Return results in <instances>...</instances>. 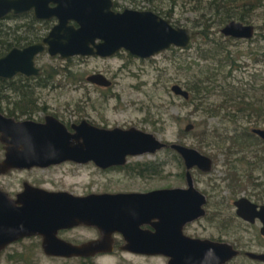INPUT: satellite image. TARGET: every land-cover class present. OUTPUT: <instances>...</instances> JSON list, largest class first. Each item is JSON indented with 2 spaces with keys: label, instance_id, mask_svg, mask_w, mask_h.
I'll use <instances>...</instances> for the list:
<instances>
[{
  "label": "water",
  "instance_id": "95a60500",
  "mask_svg": "<svg viewBox=\"0 0 264 264\" xmlns=\"http://www.w3.org/2000/svg\"><path fill=\"white\" fill-rule=\"evenodd\" d=\"M32 11L36 18L55 19L41 41L11 47L0 56V78L17 74L39 75L35 58L46 52L66 59L72 56L109 57L124 50L148 58L170 47L187 48L198 32L174 26L170 19L149 9L114 8V0H0V20L7 14ZM226 36L249 39L255 32L250 23L230 20L220 29ZM99 85L109 81L101 73L87 76ZM171 92L183 99L189 92L174 83ZM193 124L185 125L190 131ZM264 139L263 129H253ZM0 141L5 153L0 173L13 168L46 167L64 161L87 163L100 168L123 165L127 156L154 153L169 147L186 168L187 188L154 189L147 192L89 193L74 195L26 186L15 199L0 190V253L22 238L41 236L46 254L62 257H93L113 251L114 234L123 240L120 249L142 255H163L166 264H223L237 255L228 243L183 234V225L202 215L205 198L193 185L190 169L209 172L212 160L193 147L166 143L153 133L134 127L102 128L82 120L68 129L53 116L43 122L14 120L0 114ZM236 214L252 220L256 205L247 198L234 202ZM264 210V206L260 207ZM79 225L97 229L99 236L72 244L57 236L61 229ZM148 225L150 228H142ZM247 256L264 261V254Z\"/></svg>",
  "mask_w": 264,
  "mask_h": 264
},
{
  "label": "rangeland",
  "instance_id": "374dc122",
  "mask_svg": "<svg viewBox=\"0 0 264 264\" xmlns=\"http://www.w3.org/2000/svg\"><path fill=\"white\" fill-rule=\"evenodd\" d=\"M115 1L114 8L117 10L123 8L147 9L141 0L137 7H134L131 0ZM160 4L162 8L170 11L172 16L168 19L174 24L177 23L175 25L196 31L201 30L200 13L206 12L204 8L206 0H202L198 7L194 5V1L185 0H176L174 3L169 0H161ZM232 19L236 20V18ZM263 20L262 10L257 8L250 15L245 16V22L253 24L255 27L253 36L249 39H234L223 36L220 29L224 23L219 24L214 19L210 38L218 41L223 49L215 50L217 54L211 58L212 60L200 61L202 69L208 66L207 74L211 80L204 78L207 83L202 85L208 86V90L204 91L202 88V91L198 92L199 96L188 102L184 101L185 99L182 97L174 95L170 87L174 83L180 84L183 88L186 87V83L199 84L196 82L201 72L196 68L197 65L191 61L196 60L198 50L207 49L203 42L204 36L199 33L187 48L174 47L176 48L174 51L169 48L148 58H138L124 50L108 58L72 56L60 59L58 56H49L43 53L35 61L38 66L43 65L46 69L43 74L44 78L43 76V79L41 78V82L45 85L34 86L31 81L32 92L36 91V94L40 95L39 99L35 98L36 106L38 103L40 106L41 103H46L48 110L62 115L65 119L75 120L77 118L76 120H79L82 112L78 113L77 111L78 114H76L75 107L82 103L80 97L85 93H107L110 91L119 93L121 99L109 100L106 110L101 112L93 110L89 102L85 106V113L81 115L82 118L87 116L91 121L108 128L133 126L153 133L164 142L190 146L209 156L213 161L209 172L203 173L196 168L191 170L194 184L199 190L208 193L212 202H221L223 208L225 207L221 218L227 219L225 222L230 226V230L238 229V225L235 228L236 221L232 220V222L235 221L232 223L227 218V214L234 212L232 201L243 194L249 198L252 197V199L264 200V150L260 144L236 148L231 146V142L224 137L225 134H230L234 128L236 130L247 127L249 131L252 128L264 129V122H257L253 125L247 121L246 115L241 119L231 121L221 113L224 108L217 111L216 114H210L209 110L216 109L218 103L225 97L223 94L226 91L228 94H232L230 93L232 89L227 87L229 83L238 88L242 86L240 93L252 97L251 100L255 98L264 100V61H254L256 55L259 56L261 52H264ZM4 22L9 26L15 24L11 19ZM226 56L235 58V63L239 66H230V61L226 59ZM178 62L179 67H177ZM94 72H101L107 78L115 76V83L111 88H95L86 80V77ZM67 73L68 76H66ZM52 84L54 85L52 86ZM234 94L235 92L232 95ZM226 108L233 110L231 106ZM189 123L193 124V128L190 131H185V125ZM209 136L215 140H211ZM254 155L258 158H255ZM128 162L131 164L146 162L150 170L153 169V165H159L160 171L155 176L145 174L143 177L138 176L139 174L135 171H129V174L125 171L100 173L94 168L95 165L92 162H87L82 165L66 163L33 173H44L53 181L52 187L77 195L144 191L186 185L184 176L181 175L184 172L183 164L176 160L172 152L165 149L132 156L128 158ZM30 173L31 171H17L4 176L0 175V187L13 193L20 187L18 184L20 178H25ZM213 208L210 206L209 210ZM207 223L206 219H201L186 227V233L199 236L216 235L217 223L213 221L206 225ZM203 225L208 228L204 229ZM62 235L75 242H82L97 237L98 233L94 227L79 225L65 231ZM253 235L254 230L242 227L231 237L248 238ZM32 242L35 241L22 239L11 243L0 254V264H12V260L17 258V254L20 253L25 257L29 254L34 264H80L78 258H47ZM118 244L112 252L93 258L94 263L166 264L167 262L165 256L130 253L121 250ZM231 264L264 263L243 256Z\"/></svg>",
  "mask_w": 264,
  "mask_h": 264
},
{
  "label": "trees",
  "instance_id": "16d2710c",
  "mask_svg": "<svg viewBox=\"0 0 264 264\" xmlns=\"http://www.w3.org/2000/svg\"><path fill=\"white\" fill-rule=\"evenodd\" d=\"M134 7L139 6L140 0H131ZM145 3L144 6H147L146 8L149 10L154 11L155 13L159 14L162 17L170 18L172 14L170 11L164 9L161 7L160 1L161 0H141ZM170 2L174 3L176 0H169ZM185 1H194V5L196 7L201 4L202 0H185ZM138 2V3H135ZM203 8V7H201ZM206 12L200 13L201 21H202V28L198 31L199 34H203L204 36L203 42L206 44L207 49H201V51L198 50L196 60H191L195 65H197V69L199 72V77L197 79L196 83L199 84H188L186 83L185 89L189 92V97L185 99L184 101L188 102L189 100H193L194 98H197L199 96L198 92L202 91V88L204 91L208 90V86L202 85L203 83H207V81L204 78H208L211 80V77L207 74L209 72L208 66L207 68H203V66L200 64V61L208 62L209 60H212L211 58H214L217 53H215V50L218 48L223 49L221 44L218 41H215L213 38H210V30H212L213 27V21L214 19L218 21V23H227L230 20H233L232 18H236V20L245 22V16L250 15L252 12H254L257 8H260L262 10V14L264 16V0H206L205 5ZM234 11V12H232ZM221 12V14H220ZM30 20L28 21L30 24H34V27L29 26L27 28H24V33H17L16 29H12L9 27L4 26L0 23V56L4 54L10 47L12 46H21L26 44H31L33 42H36L43 36L45 33H41L40 31L48 30L51 27V24L53 20H41L39 22H36L33 16H28ZM172 23V22H171ZM174 26H177L172 23ZM22 25V24H21ZM19 25V26H21ZM264 25V20H263ZM262 25V26H263ZM17 26V27H19ZM264 37V36H263ZM172 51H174L176 48L173 46L170 47ZM226 59H229L230 66H239V64L235 63V58H229V56H226ZM218 61L221 62V60L218 59ZM254 61L256 62H263L264 61V52H261L256 57H254ZM179 62L177 63V67H179ZM199 66V67H198ZM189 67V66H188ZM69 73V72H68ZM66 74L68 76L69 74ZM44 73H42V76ZM42 76H39L36 78V80L33 82L34 85L39 84V86H44L45 83L40 82V79ZM215 79V78H213ZM33 87L32 83L29 84L27 81L19 80L14 81L13 79H4L0 78V111L6 112L8 115H30L32 111H34L36 102L35 99H32L30 96H26V93L32 92ZM228 88L232 89L230 93L234 95H230L227 93V91L223 94V99L220 101L216 107V109L209 110L210 114H216L217 111L222 110L224 108L223 116L227 117L231 121H236L237 119H241L246 115L247 121L253 123L255 125L257 122H264V100H261L260 98L250 99L252 97L247 96L246 94L240 93V88L237 86L231 85L230 83L227 85ZM239 89V90H238ZM21 94V95H17ZM228 94V95H227ZM237 96V98H236ZM231 106L233 107V110H229L226 107ZM197 109V106H196ZM225 111V112H224ZM246 113V114H244ZM211 135V134H210ZM210 137V136H209ZM211 139V137H210ZM224 139H228L231 142V146H235L236 148L241 147H250V145H262L261 148L264 150V141L257 135L249 131L247 127L242 128H235L230 132V134H225ZM215 140V139H211ZM230 147V146H229ZM228 147V148H229ZM166 151L172 152L173 156L178 160V162L181 164L182 159L181 157L173 150L166 148ZM255 158H258V156H255ZM147 163H137L133 167L140 171H143L144 175L147 173L145 172L147 169ZM152 174L157 172V169L155 168V165L152 166ZM80 264H95L93 261V258H82L79 259ZM12 264H34V261L31 257H29V254H27V257H25L22 253L17 254V258H14L12 260Z\"/></svg>",
  "mask_w": 264,
  "mask_h": 264
},
{
  "label": "flooded vegetation",
  "instance_id": "af4514ba",
  "mask_svg": "<svg viewBox=\"0 0 264 264\" xmlns=\"http://www.w3.org/2000/svg\"><path fill=\"white\" fill-rule=\"evenodd\" d=\"M115 1V0H114ZM116 2V1H115ZM28 16H33V18L35 19L36 22H39L41 20H50V19H40V18H36L33 14L32 11H28V12H25V13H19V14H7L4 18H2L0 20V23L3 24L4 26L6 27H9L12 29H16V32L17 33H24V28H27L29 26H32V28L34 27V24H30L28 21L30 20L28 18ZM13 20L15 22V24L13 26H9L8 24H5L4 21H7V20ZM39 20V21H38ZM51 20H53L51 26L55 23V19L54 18H51ZM32 20H30L31 22ZM4 22V23H3ZM33 22V21H32ZM31 22V23H32ZM242 22V21H241ZM34 23V22H33ZM243 23H246V22H243ZM22 24V25H21ZM226 24V23H225ZM21 25V26H19ZM19 26V27H17ZM51 28V27H50ZM49 28V29H50ZM48 29V30H49ZM48 30H43V31H40L41 33H45L43 36H41V38L39 40H37L36 42L38 41H41L42 38L47 34ZM198 32V31H197ZM223 36L225 37H228V38H234V39H244V38H236V37H232V36H226L224 34H222ZM35 43V42H33ZM32 44V43H31ZM26 45H29V44H26ZM26 45H21V46H17L15 45V47H24ZM14 47V46H12ZM11 48V47H10ZM9 48V49H10ZM8 49V50H9ZM7 50V51H8ZM6 51V52H7ZM5 52V53H6ZM120 52V51H119ZM119 52L115 53L114 55H117L119 54ZM4 53V54H5ZM43 53H46V52H43ZM41 53V54H43ZM39 54V55H41ZM47 54V53H46ZM3 55V54H2ZM38 55V56H39ZM35 58V60L37 59V57ZM113 56V55H112ZM98 57V56H96ZM111 57V56H109ZM100 58H108V57H100ZM37 65V64H36ZM38 66V65H37ZM41 70L40 74L39 75H32V76H25V75H22V74H17L15 75L12 79L14 81H19V80H23V81H27L29 82V84H31V81H35L37 77L39 76H42V73L45 72V67L43 65H40L38 66ZM55 70H57L56 68H54ZM94 73H101V72H94ZM93 74V73H92ZM102 74V73H101ZM57 75V74H56ZM104 75V74H103ZM105 76V75H104ZM42 78V77H41ZM44 78V76H43ZM42 78V79H43ZM105 78L109 81V84L108 85H99V84H96V83H92V82H89L87 80V77H86V80L91 83L95 88H111L113 86V84L115 83V76L113 77H106ZM40 82H41V79H40ZM34 85V84H33ZM54 84H52L53 86ZM34 86H39V84H36ZM41 87V86H40ZM34 90V89H33ZM97 90V89H96ZM37 92H30V93H26V96H30L32 99H39L40 95H37L36 94ZM18 96L21 95V94H17ZM81 100H82V103L80 104H77L76 107H75V112L76 114H78L79 112H82L81 115H83V113H85V106L90 102V105H91V108H93V110H99L100 112L103 110H106L107 108V105H108V101L109 100H117V99H121V95L117 92H113V91H110V92H94V93H85L82 97H80ZM44 99V98H43ZM36 102V100H35ZM84 104V105H83ZM46 103H41V106H40V103H38L37 106H35V109L34 111L31 112V114L28 116V115H22V116H17V115H8L6 112H3V111H0V114H2L3 116L5 117H10V118H13L14 120L18 121V120H33V121H37V122H43L45 120V117L46 116H53L55 118H57L59 121H61L63 124H65L67 126L68 129H71V125L72 124H78L80 123L82 120H85L87 121L88 123L92 124V125H95V126H98V127H102V128H108L106 127L105 125H101V124H97L95 123L94 121H91L89 118H87V116H82L80 115V119L79 120H74V119H70V120H67L65 119L62 115H58V113H55L53 111H50L48 110ZM46 106V108H45ZM78 111V113H77ZM86 117V118H85ZM133 126H130L128 128H131ZM114 128V127H112ZM121 128V127H119ZM128 128H124V129H128ZM136 128V127H134ZM138 129V128H137ZM253 129H258V128H252L251 129V132L254 133L252 130ZM261 129V128H259ZM141 130V129H140ZM264 130V129H263ZM255 135H257L256 133H254ZM259 136V135H257ZM260 137V136H259ZM261 138V137H260ZM262 139V138H261ZM264 141V139H262ZM167 143V142H166ZM183 145V144H182ZM5 143L0 141V161L3 159L4 157V153H5ZM190 147V146H189ZM166 148H169V147H166ZM166 148H162V149H166ZM160 149V150H162ZM171 149V148H169ZM196 149V148H195ZM173 150V149H171ZM159 151V150H157ZM175 151V150H173ZM199 151V150H198ZM156 152V151H155ZM176 152V151H175ZM200 152V151H199ZM177 153V152H176ZM202 153V152H201ZM178 154V153H177ZM204 154V153H203ZM179 155V154H178ZM180 156V155H179ZM132 156H127L126 157V162L123 164V165H117V166H110V167H107V168H100L98 167L97 165H95L92 161L95 167L96 170L100 173H108V172H119V171H125V172H131V171H135V173L139 174L138 176H144V173L143 171H140V173L138 172V170L136 168H134L133 166L139 162H135L133 164H131L130 162H128V158H130ZM182 159V158H181ZM264 159V158H263ZM212 160V159H211ZM71 164V165H82V164H85V163H77V162H74V161H64V162H61V163H58V164H51V165H48L46 167H40V166H33V167H30V168H23V169H18V168H13V169H10L9 171L5 172V173H0V175H8L12 172H17V171H31L30 174L27 175V177L25 178H20V182L18 183L19 184V188L11 193L3 188L0 187V190H2L3 192H5L10 198L12 199H15L16 196L23 192L25 190V187L26 186H30V187H34V188H39V189H42V190H46V191H50V192H57V191H66V192H69L67 190H63V189H55L54 187H52L53 185V181L50 179V177L44 173H38V172H35L33 173L34 171H39V170H44L46 168H53V167H57L59 165H62V164ZM184 166V172L181 174L182 176H184V179H185V182H186V185L184 187H181V186H175V187H163V188H155V189H165V188H187V177H186V168H185V165L183 163V160L181 162ZM141 164V163H140ZM143 164V162H142ZM212 164H213V161H212ZM148 165V164H147ZM212 167V166H211ZM196 168L197 170H199L197 167H193L190 169V174H191V179H192V182H193V185L194 187L204 195V198H205V203L202 205L203 209H204V215L190 221V222H187L183 225V234L184 235H187L189 237H193V238H199V239H208L212 242H216V243H228L229 245H231L233 247V249H235L238 253L237 255L233 256L232 258L228 259L227 261H225L223 264H231L233 263L237 258L239 257H246V258H249L251 260H255V261H258L260 263H264V261L262 260H258V259H253V258H250L249 256H247V253L248 252H252V253H256V254H264V210H261L260 207L261 206H264V200H260L259 198L257 199H252V197H247L245 196L244 194L235 198L233 201H232V205L234 207V212L230 213V214H227V218L230 222H232V220H235V228L237 227V225L239 226L238 229H232L230 230V226L225 222V220H227L226 218L223 219L221 218V213H223V210L225 209V207L223 208V205L221 204L220 201L218 202H212L210 196L208 193H205L201 190H199L195 184H194V178L192 176V173H191V170ZM155 169H157V172H155L154 174H152V168L150 170V167L147 166V169L145 172H147L146 174H152V175H157L158 174V171H160V166L158 165H155ZM211 170V169H210ZM200 171V170H199ZM129 172V173H130ZM202 172V171H200ZM128 173V174H129ZM203 173H206V172H203ZM258 185V184H256ZM151 190H154V189H151ZM151 190H144V191H123V192H147V191H151ZM118 192V191H116ZM116 192H107V193H116ZM71 193V192H70ZM105 193V192H103ZM73 194V193H72ZM89 194V193H88ZM74 195H77V194H74ZM86 195V194H85ZM241 198H247L249 201H251L252 203H254L256 205V211L254 212V217H252V220H246V219H243L242 217L238 216L236 214V205H235V201L241 199ZM221 201L222 198H221ZM212 206L214 207L212 210H209V207ZM227 207V205H226ZM201 219H206L207 220V224L206 225H209L211 224L213 221L217 223L216 225V235H209V236H199V235H194V234H187L186 233V227L200 221ZM232 222V223H234ZM229 223V222H228ZM206 225H203V228L206 229L208 228ZM77 227V226H76ZM243 228H249L250 230H254V235L253 237H248V238H244L243 236H235V237H231V235L234 233H237L238 230H241ZM75 227H72V228H69V229H61L57 232V236L63 240H66L68 242H71L72 244H80L82 242H75L71 239H68V238H65L62 234L65 232V231H68V230H71ZM142 228H150L152 229L150 226L148 225H143ZM96 229V228H95ZM97 230V229H96ZM247 230V229H246ZM98 233V231H97ZM99 236V234H98ZM97 236V237H98ZM95 237V238H97ZM121 237L119 234H114L113 235V238H114V242H113V247L115 248L116 244H118V246L120 247V244L122 243L123 244V240L122 238H119ZM95 238H92V239H95ZM22 239H30L31 241H35V242H32V243H35L33 245H36L38 246L40 249L39 251H41V253L47 257V258H50V259H74V258H78V259H82V258H95V257H99L101 255H105L107 253H99V254H96L95 256L93 257H79V256H72V257H62V256H55V255H49V254H46L43 249H42V238L41 236H31V237H26V238H22ZM22 239H19V240H22ZM89 240V239H88ZM18 241V240H17ZM87 241V240H85ZM15 242V241H14ZM10 245V244H9ZM7 245V246H9ZM6 246V247H7ZM254 246V247H253ZM5 247V248H6ZM4 248V249H5ZM254 248V249H253ZM3 249V250H4ZM35 249V248H33ZM250 249H253V250H250ZM3 250L1 251V253L3 252ZM114 250V249H113ZM0 253V254H1ZM163 256V255H162ZM168 259V258H167Z\"/></svg>",
  "mask_w": 264,
  "mask_h": 264
}]
</instances>
